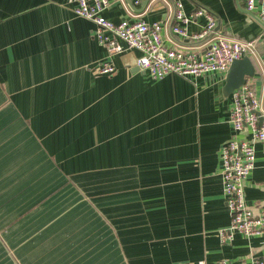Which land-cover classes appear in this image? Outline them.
Listing matches in <instances>:
<instances>
[{
  "label": "crops",
  "instance_id": "crops-1",
  "mask_svg": "<svg viewBox=\"0 0 264 264\" xmlns=\"http://www.w3.org/2000/svg\"><path fill=\"white\" fill-rule=\"evenodd\" d=\"M245 1L182 3L188 16L199 8L215 16L214 38L259 39L250 84L261 93L264 25ZM74 8L0 0V264L264 259V237H220L231 225L221 152L236 137L226 76L154 80L138 69L139 51L109 55ZM175 11L171 0H110L103 15L160 22L165 45L204 54V39L173 32ZM207 23L201 16L187 29ZM104 63L115 72L100 73ZM245 190L249 207H264L262 145Z\"/></svg>",
  "mask_w": 264,
  "mask_h": 264
},
{
  "label": "built area",
  "instance_id": "built-area-1",
  "mask_svg": "<svg viewBox=\"0 0 264 264\" xmlns=\"http://www.w3.org/2000/svg\"><path fill=\"white\" fill-rule=\"evenodd\" d=\"M75 5L78 17L90 20L97 26L95 37L109 55L126 50L141 53L137 65L141 71L154 80L168 75L182 77H201L208 73L219 72L227 75L232 63L245 57L254 62L260 61L258 40L237 41L225 37H212L207 41L204 54L197 51H185L165 45L160 22L148 23L143 19H126L118 24L107 19L103 13L110 7V0H68ZM175 6V18L178 24L173 32L184 38L201 41L214 32L217 21L215 16L202 8L190 16L184 12L182 0H171ZM140 1H136L139 4ZM246 10L258 12L264 25V0H246ZM131 14V13H130ZM204 16L208 23L198 33L190 34L187 26L198 17ZM132 17H139L132 15ZM124 46H123V44ZM102 74H112L115 68L104 63ZM261 93L256 92L250 79L233 94V107L230 123L236 137L222 148V179L224 195L231 214L230 227L220 233L223 243L230 242L236 233L245 237H264V207L254 211L246 203V182L256 167L257 147L264 146V83ZM242 134V140L239 135ZM221 264H227L223 261ZM252 264H264L257 259Z\"/></svg>",
  "mask_w": 264,
  "mask_h": 264
},
{
  "label": "water",
  "instance_id": "water-1",
  "mask_svg": "<svg viewBox=\"0 0 264 264\" xmlns=\"http://www.w3.org/2000/svg\"><path fill=\"white\" fill-rule=\"evenodd\" d=\"M216 32H218L217 28L213 33L204 39L205 42L210 40ZM256 73L257 66L252 58L245 57L241 60L234 61L226 75L225 84L223 87L224 94L228 97L231 96L236 90L240 89L248 79L255 78Z\"/></svg>",
  "mask_w": 264,
  "mask_h": 264
},
{
  "label": "rangeland",
  "instance_id": "rangeland-1",
  "mask_svg": "<svg viewBox=\"0 0 264 264\" xmlns=\"http://www.w3.org/2000/svg\"><path fill=\"white\" fill-rule=\"evenodd\" d=\"M263 32H264V30H263ZM124 45V44H123ZM201 86V85H200ZM233 100V99H232Z\"/></svg>",
  "mask_w": 264,
  "mask_h": 264
},
{
  "label": "trees",
  "instance_id": "trees-1",
  "mask_svg": "<svg viewBox=\"0 0 264 264\" xmlns=\"http://www.w3.org/2000/svg\"><path fill=\"white\" fill-rule=\"evenodd\" d=\"M256 64V63H255ZM257 66V65H256Z\"/></svg>",
  "mask_w": 264,
  "mask_h": 264
}]
</instances>
